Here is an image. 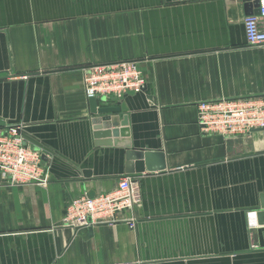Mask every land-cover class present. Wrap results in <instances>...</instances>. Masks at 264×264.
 I'll use <instances>...</instances> for the list:
<instances>
[{
  "label": "crops",
  "instance_id": "0c3cea01",
  "mask_svg": "<svg viewBox=\"0 0 264 264\" xmlns=\"http://www.w3.org/2000/svg\"><path fill=\"white\" fill-rule=\"evenodd\" d=\"M245 16L242 0H0V130L46 148L49 177L0 174V264H264V225L246 222L264 193V130L223 138L197 121L202 102L264 97ZM123 61L143 90L96 104L120 105L132 148L162 152V171L126 174L124 148L94 143L83 70ZM126 175L134 228L64 225L73 199Z\"/></svg>",
  "mask_w": 264,
  "mask_h": 264
},
{
  "label": "built area",
  "instance_id": "2783aa9c",
  "mask_svg": "<svg viewBox=\"0 0 264 264\" xmlns=\"http://www.w3.org/2000/svg\"><path fill=\"white\" fill-rule=\"evenodd\" d=\"M243 27L248 45H264V0H260L258 13L244 17ZM83 71V90L87 100L120 101L129 93L141 92L145 86L143 73L133 61L96 64ZM197 109L198 125L207 134L234 138L253 130H264V97L202 102ZM41 156L40 150L25 141L19 128L0 130V174L4 180L11 184H46L49 177L41 165ZM136 179L126 175L109 192L92 197L85 194L73 199L66 207L64 225L81 230L122 222L130 229L134 228L136 219L128 214L141 201L135 187ZM246 222L250 229L258 227L257 211L247 212Z\"/></svg>",
  "mask_w": 264,
  "mask_h": 264
},
{
  "label": "water",
  "instance_id": "95a60500",
  "mask_svg": "<svg viewBox=\"0 0 264 264\" xmlns=\"http://www.w3.org/2000/svg\"><path fill=\"white\" fill-rule=\"evenodd\" d=\"M245 3V14L252 15L258 13L260 0H242ZM102 103L106 104L104 98ZM90 114L95 116L92 121L93 137L96 146H114L125 149V173L140 174L144 171H162L165 169L164 155L160 151H144L132 148L130 141V131L128 127V116L120 117V105L98 107L96 99H89ZM4 123L0 121V127ZM25 141H29L39 149L44 151L41 156V165L46 162L48 150L40 144L34 142L26 136H22ZM100 139V140H99ZM92 197V194L90 195ZM258 221L264 225V193L259 196V209L257 210Z\"/></svg>",
  "mask_w": 264,
  "mask_h": 264
}]
</instances>
